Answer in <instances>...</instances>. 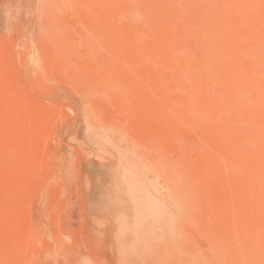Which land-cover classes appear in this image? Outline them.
Masks as SVG:
<instances>
[{
  "label": "rangeland",
  "instance_id": "374dc122",
  "mask_svg": "<svg viewBox=\"0 0 264 264\" xmlns=\"http://www.w3.org/2000/svg\"><path fill=\"white\" fill-rule=\"evenodd\" d=\"M0 264H264V0H0Z\"/></svg>",
  "mask_w": 264,
  "mask_h": 264
}]
</instances>
